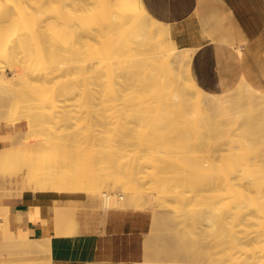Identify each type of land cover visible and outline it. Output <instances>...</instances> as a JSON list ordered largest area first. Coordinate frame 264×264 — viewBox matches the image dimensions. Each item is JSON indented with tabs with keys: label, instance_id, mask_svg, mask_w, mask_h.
Returning <instances> with one entry per match:
<instances>
[{
	"label": "rangeland",
	"instance_id": "rangeland-1",
	"mask_svg": "<svg viewBox=\"0 0 264 264\" xmlns=\"http://www.w3.org/2000/svg\"><path fill=\"white\" fill-rule=\"evenodd\" d=\"M39 2H40V0L39 1L36 0V4L35 5H37L36 11H39V13L40 12L42 13V14H40L42 17L38 14V16H40L39 17L40 18L39 19L40 23L37 22L38 26L36 25V27H38V29H40V31H36L35 30V25H34L35 23L33 21L32 23H34V24L31 23V27L34 28L33 30H35L36 32L34 31V33H32L28 37V40L31 43V50L34 53L36 61L34 63H32V64H27L26 65V63L24 61V55H23L24 52L14 53V54H11V55H5V54L1 53V50H0V68H4L6 73L10 74V75H13L16 72V70H18L22 74L19 83L16 85V87H11V91L12 92H17L18 94H20L22 99H28L29 100V102H30V104L32 106V111L35 113L34 116H35V121L37 123H38V120L42 121L43 119H45L46 122H44L41 125H39L37 130L33 131L31 133V135L28 136V139H29L28 142L15 143L14 145H11L9 147L0 148V195H1V193H4L1 196H4L3 198L5 199V198H8V196L7 197L5 196L7 194H5L4 191H7V193L9 195H18V194H22L24 191H27V190H31V191L41 190V189H35V187L41 186L40 179H39L38 175H34L30 181L26 180L25 184L23 182L24 179H26V176H27V172H26V170H25V168H24V166L22 164V157L24 155H26V153L24 152L25 150L39 148V149L44 150L48 157L51 154H54L57 157L56 169H55V177H58L61 180L67 182L69 179L74 178L76 176L80 177V176L89 174L88 172L91 173L92 171L93 172L94 171L95 172L98 171L99 161L101 160V158H100L101 157L100 149L102 148L101 147V143L102 142L104 144H106V146H108V148H109V149H107L105 151V153L106 152H110L108 154V157L110 158V160H112L115 157L116 158V162L115 163L120 165V168H124V169L128 165H140V164L153 165V164L158 163V162H156V158L158 157L157 154L160 153V151L165 150V149L161 150V147L164 148V143L167 142V144L165 145L166 146V152L162 151L159 154L160 157H158V161L159 162L165 160V162L163 161L165 163V165H166L165 172L166 171L171 172L174 169H175V171H178V172L181 171V169H182L181 166L177 165L178 163H180L178 150L180 149L179 148L180 146H187L186 147L187 150H188V151H186V152H188L187 154L185 152L186 148L183 149L181 147L183 149V151H184V155H186V156L183 155V158H181V159H185V160H182V161H183L184 164H188L189 166H191L190 169L193 168L192 169L193 171H191V172H193L192 174H194V175H192V176H194L195 179H199V177L196 176L198 174V168H195V167H192V166H196V164H197V166L199 165L198 166V167H200L199 171H201V165L203 167V164H206L205 165V167H206V166L209 165V162L212 163L214 160H216V158H217L216 154H218L220 152L219 151V146H220V149L224 147V146L222 147L221 145H217L216 146L215 145V141L216 140L217 141L219 140V142L222 141L223 138L226 137V135L225 136H220L221 133H220V135L218 133V136L222 137V139L220 140V137L217 136V132L214 133L216 136L213 134V129H214V126H213V123H214L213 121L214 120L213 119L220 118L223 115L219 116L221 114L217 115L216 112H215L216 115L212 114L213 117H211L210 113H214V111L213 112L212 111L211 112L208 111L210 113L206 112L207 116H205L206 114L204 116H205V118L207 120H205V118H202L203 120L207 121L206 125H205V122H202L203 120H201V115L204 114L205 111L202 110L203 111V113H202L201 109H200V113H202L200 116L198 115L200 117V119L198 117H195V115L199 114V113H197V111L194 113L195 110L189 111V110H192V108H193L192 106L194 105V104L192 105V103H190L192 106L189 105L188 107H192V108H190V109L186 108V109H188L189 113H185L186 114L185 115L184 112L186 111V109L183 108L184 112L181 109L182 108L181 105H182V103H184L183 102L184 99H180L179 100V98H175L174 97L175 99H173V97H172V99L174 101H176V99H178L179 101L182 100L181 104H180V102L178 103V101L174 102V104L178 103L177 105L178 106L180 105V107H181V108L180 107L178 108V106H176L177 107L176 108L174 106L175 110L178 109V110H176L177 112L173 111L176 114V117H174L175 114L172 112L173 109L172 110L170 109L171 106H173V104H171V103H173L172 99L169 98V95L171 97V94H168L169 91H170L169 87H172V89H174L173 88L174 84L173 83L171 84V82L173 80H171V82H169L171 85H169L168 82L166 80H164V79H167L166 76H167V73L171 72L170 70L167 71L166 76L163 74L165 76L163 79H162V77L160 78V80L162 79L164 82H167L165 84H168V86L167 85L165 86V87L168 88V90H166L168 92H166L164 90L168 94L167 96L165 94L163 95L164 92H163L162 88L164 86L159 83L160 82V81H158L159 78H156L157 76L156 77L152 76L153 79L151 78V76H150V78L148 77L149 80L151 79V81L152 80L154 81L155 80L154 77H155L157 79V82L159 83V86L160 87L163 86L161 88L159 87V92L160 91L163 92V93H160V95L163 98H164V96H165V98L167 97L169 99V101L171 100L170 104L167 105V103H166V105H165V102H168V101H164V99L163 100L159 99V97L161 98V96L158 97L157 95H155V91H154L155 89L152 87V85L154 86L155 84H157V82L154 81V83H153V81L151 82V81L148 80L147 73H150V72L146 73V77L143 80L148 81V83L151 82L150 83V85L152 84L151 88L149 89V87H147L149 85H147V86H144V87H146V89L144 87H143V89L141 87H139V88L137 87V89H136L137 91L141 90L140 93H141L142 96L145 93L149 92V94H146L145 100H143L144 97L139 95L140 94L139 92L135 91V87L144 85L147 82L141 81L139 78H137L136 73H134V71H132V69H134L133 67H134V65H136L134 70H136L138 72L140 71L141 74L145 75V71H144L145 69L143 70L141 68V70L140 69L137 70L136 67L138 66V62L137 61L140 60V59L141 60L139 62H142V64L139 63V65L140 64L143 65L144 61H143L142 57L144 58V56L146 57V55L140 56L139 54H141V53L138 52L139 53L138 54L136 52L137 49H134L135 50L134 53H137V56L140 57V59H138V57L135 56V57H137V59H136L134 57V55H136V54H133L131 51L129 52L127 47H123L122 45H120L121 46L120 47L117 44V42H118L117 40L118 39H114V41H115L114 43L112 42V39H111V43H113L114 47L116 48V50H115V48L113 47L112 44L109 45L111 47H109L107 44H105L106 42H108V40L107 41L105 40V42H104L103 39H105V38H103V36H101L102 34L98 36V35H96L98 33H96L94 35L95 32L93 30L88 33V31H90V29L88 30V28H90L91 26L95 25V23H94V25H92L93 24V22H91L92 20L93 21H97V22L102 20L101 19L102 15L100 17L99 13L104 11V10H101L103 8V6L101 5L100 2L99 3H100V7L101 8L98 7V5H99L98 2H97L98 4L96 3V1H92V3H91V2H89V0H41L42 3H40L38 5ZM27 3H28L27 1L25 3H23L22 6H23L24 9L26 8L25 4H27ZM43 3H44V5H43ZM142 4H143V2H142ZM96 5H97L98 9H100L99 12H98V9L96 8ZM112 5H113V3H112ZM41 6H42V8H41ZM110 7L111 6H109V8ZM95 8L97 9V11H94ZM106 11L107 10H105V12ZM95 12H98V13H95ZM109 13L110 12H108V15H109ZM96 14H97L96 19H100V20H96V19L94 20L92 18ZM105 14L107 15V13L103 14V19L106 17ZM88 15H89V17H87ZM17 16L18 15H15V16L12 17V20L11 19H9L8 21L4 20L2 22L3 24L1 23L2 26L0 25V27H1L0 28L1 29L0 30L1 31V33H0V43L6 41L9 37H12L14 35H20L22 30L23 31L25 30V29H22V28H24V26L20 25L22 23H20L18 25V23L21 22V18L19 16L17 18ZM98 17H100V18H98ZM51 18L54 20V22H56V26L54 25L55 26L54 28H53V26H50V25H52L51 23L47 22L48 20L49 21L51 20V22H52ZM13 19L17 20V23ZM46 19H48V20H46ZM47 23H48V27H49L48 28L49 33L48 34H43V33H41L42 26H44L45 24L47 25ZM89 23H92V24H89ZM53 24H55V23H53ZM66 25H68V26H66ZM21 26H22V28H21ZM95 36H96V38H95ZM100 36H101V38H100ZM98 46H100L99 48L101 50L98 48ZM102 47H104V48H102ZM105 47H107V48H105ZM40 48H43V50L42 49L40 50ZM120 48H121V50H120ZM102 49H103V51H102ZM104 49H107L109 51L105 50L107 52L106 53L104 51ZM115 51H118L117 54L119 56L122 55L121 58L123 57L121 59L118 56L119 57L118 60H122V62L120 61L121 63L118 61V65L119 66L116 64V60L117 59L116 60L113 59V57L116 58V55H117ZM139 51H141V50H139ZM109 52L111 54L110 56H111L112 60L115 62L114 64L117 65V68L115 67V69L117 71L114 70V66H115L114 64L110 65V63H111L110 61L111 60H109V62H110L109 64L105 63V66H107V64H108L109 65L108 68H110L111 72L113 70L114 73H116L118 71H119L118 73H121V72H122V74L125 73L122 76L124 78H126L125 76H127V78L129 76V78H131L132 82L134 80L133 83L135 85L132 84L131 81H130V83L132 85H129L130 83L128 82L127 79H126V81H127L126 83H125V80L124 81H120V80H122V76H120L121 74H119V75L117 73L116 74H112L111 72H110L111 74L106 73V72L103 73L104 70L108 71V68L107 67L104 68L105 67L104 66L103 67L104 70L100 69L101 66L104 65V63H102V64L100 63L101 62L100 60H102V59L104 60L105 58L103 57V54H104L105 57H107L108 56L107 54H109ZM100 53H101V55H100ZM105 53H106V55H105ZM129 53H131V54L129 55ZM100 56L103 57V58L99 60ZM129 56L134 57V58L131 59ZM109 58L110 57H108L107 59H109ZM123 59H124V61L126 59V63L123 61ZM133 59H134V61H133ZM135 59L137 61H135ZM103 60H102V62H103ZM149 60H151V58ZM107 61L104 60V62H107ZM113 61H112V63H113ZM129 61L131 63H128ZM192 61L193 60L190 61V63H189L190 65H187V64L184 63V67L185 68L190 67L191 68L190 72L193 75V72H192ZM135 62H137V64ZM148 62H150V61H148ZM133 63H135V64H133ZM186 63H188V62H186ZM65 64H71L72 65L71 66V68H72L71 71L68 68L69 72L68 71L66 72L67 73V77H65L66 75L64 74V71H63V68L65 67L64 66ZM125 64H126V67H125ZM130 64H131V66H130ZM144 64H145V62H144ZM146 64H148V63L146 62ZM146 64L143 66L144 68H146ZM54 65H55V67L57 66L56 67L57 68L56 73H58V74L57 75L55 74V76H57L56 78L53 76V78H51V79H55L54 80L55 83L52 80L47 81L45 83V84H47L46 85V89L44 90L42 88H43V85H45V84H43V82L41 80L42 79L41 78L42 71L45 70V69L47 70V68L50 67V66L52 68V66L54 67ZM132 65H133V67H132ZM110 66H112L113 69ZM120 66H122L121 70L123 68V71H121L119 69ZM129 66L131 68V71L135 74L136 77L133 76L131 71H128L126 69ZM152 66L151 67L149 66L151 72L154 69H156V68H154L152 70L151 69ZM186 66H188V67H186ZM146 69L149 70L148 68H146ZM159 69H160V67H159ZM164 69H166V68H164ZM188 69H186V70H188ZM65 70H67V69H65ZM101 70H103V71L101 72ZM124 70H127L126 72L127 73L129 72V75L126 72H124ZM174 70H176V68H174ZM183 70H184V68L181 70V72ZM142 71H143V73H142ZM155 71L157 72L156 74L159 73L158 72V68ZM159 71H161V73L158 74V76L159 75L162 76L161 74L163 72H165L166 70H164L163 72H162V70H159ZM138 72H137V74L140 77ZM181 72H180V74H181ZM187 72L188 71L182 72V73H183V75H185V76L187 75L188 78H190L189 72H188V74H184V73H187ZM70 73H72L71 76H70ZM101 73H103V74H101ZM176 73H172V74H176ZM62 74H63V78H62ZM105 74H108V75L105 76ZM130 74H132L133 78L137 79L138 81H141V83L137 81L138 85H136L135 79H133ZM153 74H155V73H153ZM58 75H61V77L58 76ZM109 75H111V76L109 77ZM114 75L117 78H115ZM118 76H120L121 79H119ZM170 76L171 77L174 76L175 80H176V76L175 75H170L169 74L168 75V77H169L168 81H169V79H171ZM187 76H186V78H187ZM107 77L108 78H112L113 80L115 79L114 82L115 81H119L121 83L115 82V83H111L112 84L111 85V84H109L110 80H108ZM141 77L144 78V76H142V75H141ZM177 77H178V75H177ZM180 77L182 78L183 76H180ZM193 77H194V75H193ZM64 79H66V80L68 79L67 80L68 84L66 85V87L64 88L63 91H61V90L56 91L57 90V89H55L56 87L54 88V86L56 85V82L58 83L60 81L59 84L56 85V86H58V85H60L61 80H64ZM112 79H111V81L113 82ZM116 79H118V80H116ZM183 79L185 80V77H183ZM183 79H181L180 81H182ZM184 80L182 81L183 83H181L182 85L183 84L185 85ZM189 80L187 82H189V84H191L190 83L191 80L190 81ZM163 81H162V83H163ZM142 82H144V83L142 84ZM173 82H175V81H173ZM127 83H128V85H126ZM122 84L125 85L126 88H128L130 86L129 89L132 92L128 93L127 91L129 89H126V88L124 89L125 86L122 87L123 86ZM181 84L179 83L180 86H181ZM116 85L117 86L118 85H122V86H118L119 90H120V92L118 91L119 93H121V91H124V92L127 93V95L130 94V96H131V94H133V90H134V94H135V92H137L136 95L133 94V97L136 98L137 95L138 96H137L136 99H141V97H142L141 100H143V103L146 102L144 104L149 103V101L151 100V102H153V103L150 102L151 104L149 103L151 105V108H150V106L148 107L149 104L144 106V104L142 105V102H140L141 100L139 102L135 101L136 99H134L133 97H131V98L129 97L131 99V101H128L129 98H124L125 97L124 95H126V94H124V95L122 93L118 94V95L113 94L112 91H113L114 88H111V87H116L117 88ZM109 86H111V87H109ZM187 86L186 87L189 88V85H187ZM121 87L124 90L123 89L121 90L120 89ZM174 87H175V85H174ZM186 87H185V89H186ZM190 87H191V85H190ZM132 88H134V89H132ZM130 90H129V92H130ZM147 90H148V92H147ZM189 90L191 91V93L193 95L197 96V94H194V92H192L193 89L190 88ZM42 91H44V94L45 93L47 94V96L45 94V98H43L44 96H42V94H43ZM65 91L68 92L69 94L66 93ZM190 91H188V92H190ZM64 92L66 94H68L67 95L68 97H70V99H68L69 100L68 103H70V104L67 107L69 109V111H70L69 112L70 113V115H69L70 118L68 120H66V118L64 119V116L61 115L60 112H59L58 104H60V103L58 102V98L61 99L62 97H58V96L56 97V94L58 95L59 93H64ZM53 93H54L55 97H54ZM50 94L54 97V99L55 98L56 99L55 100L51 99L52 96ZM192 94H190V95L192 96ZM195 96H192V98L191 97L190 98L193 100V97H195ZM46 97H48V98H46ZM118 97H120L121 99H119ZM147 97H148V99H147ZM156 97H158V99L160 101L158 99H156ZM186 97H185V99H186ZM197 97L199 98V95ZM149 98H150V100H149ZM190 98H188V100ZM146 99L148 101H146ZM153 99H155V100H153ZM191 99H190V101H191ZM202 99H204V98H202ZM12 100L10 99L9 101H12ZM188 100L185 101V102H188ZM196 100H197V98H196ZM123 101H126V102H123ZM157 101H159V103ZM161 101H162V103H161ZM163 101H164V104H163ZM201 101H203V100H201ZM193 103H195V102H193ZM198 103L200 104L201 102H198ZM112 104H114V107H113ZM159 105H161V106H159ZM163 105H165V106H163ZM200 105H204V104H200ZM200 105H198V109L201 107ZM42 106H46V108H45L46 112L45 113L48 114V115H46L47 117L42 115V114H39V110L42 108ZM125 106H126V108H125ZM183 106H184V104H183ZM138 107H140L141 109L140 108L138 109ZM157 107H160V110H162V108H163V110L160 111V110L157 109ZM165 107H167V109H164ZM196 107L197 106H195L194 108L196 109ZM147 108H150L151 110L147 109ZM201 108L203 109V107H201ZM204 108H205V105H204ZM144 109H146V110H144ZM168 109H170L171 111L168 110ZM179 109H180V111H179ZM206 109L207 108H205L204 110H206ZM252 110H254V109H252ZM148 111L150 112V114L152 116L150 114L147 115ZM181 111L183 112V114L181 113ZM188 111H186V112H188ZM254 111H256V110H254ZM254 111L252 112L253 114H255ZM167 112H170L171 115H169V113L167 114ZM179 112L181 113L180 115H179ZM248 112H251V111H248ZM248 112H246V114H249L248 116H249V118L252 121L249 120V119L246 120V118H244V121H243L244 124L242 123L243 126L241 124L240 129H238L239 131L236 130V132L241 133L244 136V139L246 137H248L249 139H247V143L250 142V141H255V142L258 141L257 142L258 146L255 145V148H256V146L258 147V151H259L260 155H259V157L256 158V161L253 160V158L256 157V156H254L252 154L253 152L250 151V149L248 151V145H246V143H245L246 139H245L244 140L245 147H246V149L248 151V155L250 154L249 155L250 164L253 165L252 163H254V161H255V164L256 165L258 164V166H256L254 164L257 167L256 168L257 171H255V168L251 166L253 169L250 167V171H251V174L253 175V177L248 178L247 181L243 182L242 184L240 182H236L235 188L237 189L238 192L241 193L242 191H244V189L247 190V188L249 187L248 184L250 183L249 185H250L251 188L249 187L250 188L249 191L251 193L248 192V190L247 191L245 190L247 193H245V191L242 192V193H245V196H246V194H247V196L249 195L248 200L246 198V202L248 201V203H249L248 205L251 206V210L254 209L253 211L250 212V218H251V221H252L250 223V227L253 228V229L251 230V229H249V227H245L246 230H249V231L253 232L254 231V227H257L256 225L259 226V227L255 228V231H257L260 228V225L262 226V223L260 224V222L264 221V178H262V177H264V170H263L264 169V156H263L264 155V151H263L264 150V144H263V141H264V130H262L261 127H260V129L263 132H261L259 128L258 129H259L260 132L258 131V129H253V127H256L259 124L258 122H257L258 124L255 122L256 119H258V118L260 119L259 112H256V115H252V113H248ZM157 113H158V115H157ZM193 113H194V115H193ZM208 114H209V117H208ZM257 114H258V116H257ZM168 115L170 117L172 116V118H170ZM183 115H185V116L183 117ZM187 115H188V118H187ZM113 116H114V118H112ZM166 116H168L170 119L168 117H166ZM193 116L195 117V119L198 118L199 121L196 120V122H195V119H193L194 118ZM215 116H218V117L214 118ZM255 116H256V118H255ZM178 117L180 118V120H177ZM163 118H165V120L168 121L169 124ZM183 118H185V121H186V119H188V121L185 122ZM209 118L210 119L213 118V119L210 120ZM223 118H224V116H223ZM172 119H174L173 120L174 122H176V120L178 122H176V124H175L172 121ZM181 119H183L184 122H182ZM200 120H201V122H200ZM260 120H262L263 124H264V119L261 118ZM247 121H249V123L250 122L251 123L255 122V124H257V125L254 126L255 124L253 123V126H249V125H251V124H249V125H246L247 126L246 127L245 124H248ZM187 122L189 124H187ZM162 123H164V124H162ZM165 123H167L168 126ZM172 123H174V124H172ZM198 123H204V125H205L204 129L203 128L201 129V125L203 127V124H200V127L198 125L196 127V124H198ZM207 123H208V125L212 124V126L206 127ZM178 124H182L183 127H185V129L182 126L178 125ZM160 125H164V128H163V126L161 127ZM169 125H170V127H169ZM261 125H262V123H260V126ZM172 126H175V127L178 126V127L176 129V128L172 127ZM187 126H188L190 132H189ZM181 127L184 130L183 129H179L178 130V128H181ZM249 127L250 128L252 127V128L250 129ZM27 128H28V124L26 123V121H21L17 125H14L13 123H4L3 125H0V135L1 134L5 135L4 133L13 132L15 130H17V131L24 130L25 131V130H27ZM186 128L188 130L187 132H186ZM192 128H194V131H191V130H193ZM208 128H210V130L212 128V130L209 131ZM200 129H201V131H200ZM246 129H247V131H246ZM166 130L168 132L164 134V131H166ZM173 131L176 132V133H174ZM198 131H200V133L203 132V133H201V136L199 135L200 133ZM193 132H195L196 134L193 133ZM245 133H246V135H244ZM197 134H198L199 137H201V138L204 137V138L200 139L197 136ZM204 135H206V136H204ZM186 137H188V139L190 137L189 141H190L191 144L189 143V141H186V139H187ZM196 137L199 138V139H197L198 141L196 140ZM181 138H183V139H181ZM216 138H219V139H216ZM225 139L226 138H224V140ZM202 140L203 141L205 140V141L203 142ZM137 141H138V143H137ZM162 141H164V143H162ZM168 142H170V143H168ZM196 142H197V144H195ZM225 142H227V140ZM225 142H223V144ZM155 143H160L163 146L159 145L158 147H160V148H157V149H159V150H157V149H155V146L157 147L158 144H155ZM182 143H183V145H182ZM250 143H252V142H250ZM138 144H140V145H138ZM213 144L216 147H213L214 146ZM218 144H220V143H218ZM141 145H147L146 146L147 150L144 151L146 153V151L148 152V150H149V153H146V154H148V155H146L147 157L144 156L143 154H141V153H144L143 150L146 149L145 147H144V149H142ZM149 145L150 146L153 145L154 148L153 147L151 148ZM250 145L251 144H249V148L254 146V145H252V146H250ZM148 146H149V148H151L153 150L148 149ZM259 146L260 147L262 146L261 149H260ZM215 148H216V150H215ZM168 149H169V151H167ZM212 149H214V150H212ZM223 149H221V150H223ZM138 151H140V152L137 153ZM217 151H219V152H217ZM152 152H154V153L156 152L155 153L156 154L155 158H153L155 155H152L153 154ZM167 152H168V155L166 154ZM194 152H196L197 155ZM222 152H220V153H222ZM262 152H263V154H262ZM162 153L163 154L165 153L166 155L165 154L163 155ZM196 156L198 157V160L196 159ZM257 156H258V153H257ZM187 157H190V159L187 158ZM200 157H202L201 160H200ZM152 158L155 161L152 160ZM159 158H161V159H159ZM186 158L188 159V161L189 160L191 161V159H193L194 161L197 160V162L192 161V163H188V162H186V160H187ZM145 159H147V162L145 161ZM206 160H208L207 161L208 163L206 162ZM257 160L259 161V163L257 162ZM204 161L206 163H204ZM193 163H196V164H193ZM260 167L263 168L262 171H259L261 169ZM194 168H195V170H194ZM144 169L150 170L151 168L146 166ZM191 172L188 171L186 174L191 173ZM194 172L196 173V175H195ZM258 172L260 173V176L257 178V175L259 174ZM256 173H257V175H256ZM199 175H201V173H199ZM96 176L98 178H100L99 175H96ZM185 177L192 178L191 175H189V174H188V176L186 175ZM193 180H194V178H193ZM196 181L194 180L193 184ZM255 182H257V183H255ZM105 186L107 188H113V187L116 188V186L114 185L113 181L107 180V179H105ZM246 186H248V187L246 188ZM255 189H257V190L255 191ZM252 190H254V191H252ZM42 191H48V190H42ZM28 193H31V192H28ZM28 193H26V194H28ZM258 193H260V194H258ZM74 194H78V193H74ZM90 194L96 195L99 199H101V197H102L101 193H90ZM256 194H258V196ZM76 197H78L80 200L78 202V209H77V216H78V219H79V225H78V228H77L76 232H74V224L72 225V232L75 235H76V233L79 234L80 229H81L82 226L89 227L90 225H93V223L102 225L104 223L105 217L107 215V214H104L103 211L112 210V211L109 212V213H111V212H114V211L123 210V209H114V208H102V205L101 206L99 205L98 210H93L91 208V206H90V202L88 200L87 193H79V195H77ZM199 200H201V198ZM202 200H203V198H202ZM205 200H207V199L205 198ZM201 201H197L196 202L197 205ZM204 202L206 203V201H204ZM201 203H203V201ZM197 205H196V209L197 210L194 209V210L188 211V213H186L187 215H182V213H179V214L182 215V217L177 212H176L177 213L176 214L175 211H174V208L172 209L171 206L169 207V206L161 205V207H158V210H161V211H159L158 212L159 214L157 213V215L162 214L164 216V214H166L165 216H168V217L164 218L162 215L157 216L158 218H156V220L158 219V222L161 219H163V220L160 221L162 227H161L160 223L157 224V227H156L157 231L155 232V234L157 233V235L154 236V234H153V236H151V237H150L149 233L151 232V234H152L151 229H152V221H153V217H154L153 216L154 215L153 211L150 210V209L135 210V211H140L141 213H143L147 217V228H146V231H145L143 237H144V241H145L146 238H149L150 244L154 246V247L151 246V248L154 251L152 250V254L150 253L151 254L150 255L149 251H148L150 247L146 251V248L149 245V243H148V245H145V243H144V258L141 261H139V262H143L147 258V255H148L149 258L151 257V259L153 257L154 259L159 260V258H160L159 254L162 252L161 254H164V255L160 254L161 255V258H160L161 264L163 262L162 259L165 260V262H163V264H165L167 262V260H169V262L171 261L172 264H174L175 262H177L175 264H180L181 260H179L180 261L179 262L177 259H175V256L177 258L178 257H182V258L184 257L185 259L187 258L186 259L187 263H183V264H189V263L190 264H194L195 261H196L195 262L196 264L197 263L198 264H200V263L201 264H205L206 262H207L206 264H235L236 263V261H235L236 259L231 261V259L229 258V261L227 262L228 257L231 254V251H233L232 253L235 252V255H234L235 257L238 256V255L240 256V252H242L243 245L240 244V246H238V243H236L237 246L236 245L232 246L231 243L230 244L226 243L225 246H224V242H223V244H221L222 247H221V245H218V244L215 245L216 241L218 243V239H216V238H218V235L219 234L222 235V234H225V233H222L221 230H218L214 226L212 227L210 222L205 218L206 216H208L211 213L210 212L209 203L207 202L206 205H204V203H203L204 207L207 206L206 207L207 209L205 208L206 210H204V207H203L202 204L200 205V208H198L199 206H197ZM193 208H195V207H193ZM200 209H201V211H199ZM75 210L76 209L73 210L74 211L73 214H75ZM126 210H133V209H126ZM169 210H173L174 212L171 211V213H170ZM190 212H191V214H190ZM172 213H175L177 216H175ZM193 213H196V214L193 216V218H191ZM167 214H169V215H167ZM178 215H179V217H178ZM200 215H201V217L203 218L204 221H202V218L200 217ZM204 215H205V217H204ZM259 215L261 216V219H259L261 221H259L256 218L257 216L259 218ZM82 216H84V218L86 220V222H84V223L82 222ZM183 216H185V217L183 218ZM170 218L172 219V221H171ZM190 218H191V220H190ZM255 218H256L257 222H256V225L253 226V223L256 221V220H254ZM40 219L43 222V226H44V230H45L44 236L42 238H39V239H32V238H30L28 236L27 232L23 231V229L18 228L16 226L15 215H14L11 207H5V206H1L0 205V231L3 234L8 235L7 238H6L7 239V246L2 248L1 245H0V264H53V260L54 259H61V258L75 259L73 257V254L71 252H69V250L67 248L63 247L62 245H60L56 241L57 239H56V231H55V228H54L55 226L52 223V221L50 220V218H40ZM164 219H166V220H164ZM173 219H175V220H173ZM177 219L181 223H179ZM194 219H195V222L193 221ZM182 220H183L184 223L182 222ZM185 220L188 223L191 221L190 223L192 224L193 228L190 227L191 224L187 228L188 224H185L186 223ZM164 221H166V222H164ZM170 221H171V223L174 222L173 224L176 225L177 229L174 227V225H171V228L169 227L170 226L169 225ZM177 222L179 224H177ZM207 222L209 223L210 226L208 225ZM193 223H194V225H193ZM166 224L169 225V226L167 225V228H165ZM196 224H197V228H196ZM178 225H180V226H178ZM203 225H204V228H203ZM206 225H207V228H206ZM52 226H53V229H52ZM172 226L174 227V229H172ZM198 226H200L199 228L202 229V232H201L200 229H198ZM210 227H211L212 230L210 229V231H209ZM240 227L244 228L242 226H237V232H238L237 235L239 237L242 236V233H243L242 232L243 230ZM262 227L264 228V226H262ZM69 228H70V225H69ZM179 228H181L182 230H180L179 235H178ZM214 228L216 229L215 231H214ZM183 229H184V231H183ZM70 230H71V228H70ZM261 230H263V229L261 228ZM197 231H198V233H197ZM160 232L164 236H165V232H168V234L166 233V236L162 238V236L160 235ZM173 232H175V237H174V233ZM186 232H188V233H186ZM257 232H259V230ZM54 233H55V235H54ZM59 233L60 232L57 231V234H59ZM63 233H64V236H63ZM63 233H61V235L63 236L64 239H67L68 234L66 233V231H64ZM203 233H204V236H203ZM208 233H209V237L207 235ZM65 234H66V236H65ZM253 234L254 233H252V235ZM49 235H50L51 238L49 237ZM169 235H170V237H169ZM191 236H192V238H191ZM254 236L256 237V232H255ZM254 236H253V239L255 238ZM172 237H173V239H172ZM201 237H203V239H201ZM151 238H153V239H151ZM159 238H160V240H159ZM166 238H167V240H166ZM220 239H221V241H223L224 235H223V239H222L221 236L219 237V240ZM164 240L166 241V243H165ZM179 240L181 242H179ZM199 240H200V242H199ZM213 240H214V243H213L214 245L212 244ZM262 240H264V236H263ZM262 240H261L262 243H260L258 238L254 239L255 244L252 245L253 248L250 247V250L247 251V253L251 254L250 256L248 254L250 259H251V257L252 258L255 257L256 259L254 258V260H252V262H251V260L250 261L248 260V262H249L248 264H259L261 262V260L259 259V257H260L259 254L261 253L260 252L261 248H259V247H261V246L263 247L264 246V243H263ZM162 242L165 243V244H162ZM254 242L251 241V244L254 243ZM202 244H203V246H202ZM204 244H205V246H204ZM207 244H209V246ZM251 244H250V246H251ZM257 244H258V247L256 246ZM156 245H157V247H156ZM166 245H168V246H166ZM230 245H231V247H230ZM247 245L249 246V243ZM216 246H217V249H216ZM219 247H220V249H219ZM232 247L235 248V249H233ZM254 247H255V250H254ZM154 248L156 249V254H154L155 253V249ZM199 248H201L202 251ZM210 248H211V250H210ZM224 248H228V249L231 248V249L227 250V249H224ZM181 249H182V251H181ZM237 249H239V253H238ZM247 249H248V247L247 248L244 247V250H247ZM256 249H257L259 254L257 253ZM160 250H161V252H160ZM217 250H219V251H217ZM223 250L227 251V253H228V256H225L224 258H222V254H225V251H223ZM179 251L182 254H180ZM254 251L256 252L257 257H256V254L254 253ZM208 252H210V253H208ZM218 252H219V254H218ZM176 253H177V255H175ZM236 253H238V255ZM183 255H185V256H183ZM202 255H204V256H202ZM145 256H146V258H145ZM241 256H240V258H241ZM243 256H244V254H243ZM211 257H212V259H211ZM213 257H214V259H213ZM190 258H192V259H190ZM219 258H222V260L221 261L217 260ZM226 258H227V260H225ZM205 259H207V260L205 261ZM257 259L260 260L259 263H258ZM172 260L173 261L176 260V261L173 262ZM191 260H192V263H191ZM208 260H210V261H208ZM223 260H225V263H224ZM182 261L186 262L183 259H182ZM233 261L235 263H232ZM238 261L239 260H237V262ZM240 261H239V264L240 263L241 264H246V263H242ZM139 262H137V263H139ZM169 262H167V263L169 264ZM171 262H170V264H171ZM107 264H110V263H107ZM113 264H117V263H113ZM121 264H125V263H121Z\"/></svg>",
	"mask_w": 264,
	"mask_h": 264
},
{
	"label": "bare ground",
	"instance_id": "bare-ground-1",
	"mask_svg": "<svg viewBox=\"0 0 264 264\" xmlns=\"http://www.w3.org/2000/svg\"><path fill=\"white\" fill-rule=\"evenodd\" d=\"M28 2L27 4H25L26 5V8L24 9L23 8V3H25V2ZM37 1H39V0H37ZM92 1H96V3L98 2H100L101 3V5L103 6V8L101 9V10H104V11H102V12H100L99 14H100V17H101V15H102V20H100V19H96V16H97V14L95 15V16H93L95 13H98L99 12V10L100 9H98V7H100V3H99V5H98V7H97V5H96V8L98 9V12H95L92 16V18L95 20H100V21H91V22H93V24L92 23H89V24H92V25H94V23H95V25L94 26H91L90 28H88V30L90 29V31H88V33L89 32H91L92 30L95 32H93L94 33V35L96 34V33H98V34H96V35H101V36H103V38H105V39H103L104 40V42H105V40L107 41L108 40V42H106L105 44H107L108 46L109 45H113V47H114V39H118L117 41V44L120 46V45H122L123 47H127L128 48V50H129V52L131 51L133 54H136V55H134V57L135 56H137V53L138 52H140L141 54H139L140 56H144V55H146V57L144 56V58L142 57V59H143V61L145 62V64H146V62L149 64H146V68H148L149 70H147L146 68H144L143 66L145 65L144 64V62H143V65H141L142 64V62H139L141 59H140V57H138V59H140V60H136L137 59V57H135L136 59H135V61H137L138 62V66L136 67V69L138 70V69H140L141 70V68L145 71V75H143V74H141V72L139 71H136V70H134L135 69V66L136 65H134V67H133V65H132V67L134 68V69H132V71H134V73H136V75H137V78H139L141 81H144V82H147L148 83V81H145V80H143V79H145V77H146V73L147 72H150V73H147V78L149 77L150 78V76H151V78H152V76H157L156 78H159L158 79V81H160L159 83L160 84H162L163 86H161V87H163L162 89H163V92H159V83L157 82V79L154 77V81L155 82H157V84H155L154 86L152 85V87L155 89H153L154 91H155V95H157L158 97L159 96H161L160 95V93H163V95L165 94L166 96L168 95V94H171V97H170V95H169V98H171L172 99V97H173V99H175V98H179V100L180 99H184L183 100V102L184 103H182V108L180 107V105L178 106L177 104L180 102V104H181V102H182V100L181 101H179L178 99H176V101H178V103H175L174 104V102H176V101H174L173 99H172V102L173 103H171V104H173V106H171V110H172V112L174 111V112H177L176 110H178V109H176L175 110V108H174V106L176 107V106H178V108L180 107L181 109H182V111L184 110L183 108H188V109H190V108H194L195 106H197L196 107V109L194 108H192V110H189V111H193V110H195L194 111V113L197 111V113H199V114H196L195 115V117H198L199 119H200V115L203 113V111H205V113L204 114H202L201 115V120H203L202 118H205V116H207V114H206V112L207 113H210L211 111L213 112L214 111V113H210V115H211V117H213V115L212 114H214V115H219V114H221V115H219V116H224V118H223V116L222 117H220V118H216V117H218V116H215L214 118H216V119H213L214 121V123H213V126H214V129H213V134L215 133V132H217V136H218V133H219V135H220V133H221V135L220 136H225L226 135V137H224V138H226L225 140H224V138H223V140L222 141H220L219 142V140L216 142L215 141V145L217 146V145H221L223 148H221V149H223V150H221L220 149V146H219V151L220 152H222V153H220L219 151H217V152H219L218 154H216L217 155V158H216V160H214L212 163L211 162H209V165L208 166H206L205 167V165L206 164H203V167H202V165H201V171H199L200 169V167H198L197 166V164L196 163H193V164H196V166H192V167H195V168H198V174L196 175V171L194 172L195 173V175L197 176V177H199V179H195V177L194 176H192V175H194V174H192L193 172H191V171H193L192 169H190V167L191 166H189L188 164H184L183 163V161L182 160H185V159H181V158H183V155H184V151H183V149H185L187 146H180L179 148V150H178V153H179V158H180V163H178L177 165L178 166H181V171L180 172H178V171H175V169L173 170V171H171V172H168V171H166L165 172V168H166V165H165V160H163V161H158V157H160L159 156V154L162 152V151H164V152H166V144H167V142L166 143H164V141H162V143H164V148H162L161 147V150L162 149H165V150H162V151H160V153H158L157 155H158V157L156 158V162H158V163H156V164H153V165H146V164H140V165H128L125 169L124 168H120V165H118V164H116L115 162H116V158L114 157H112L113 159L112 160H110V158L108 157V154L110 153V152H106L105 153V151L107 150V149H109L108 148V146H106V144H104L103 142L101 143V149H100V151H101V160L99 161V168H98V171L97 172H88L89 174H87V175H83V176H80V177H78V176H76V177H74V178H71V179H69L67 182L66 181H63V180H61L60 178H58V177H55V169H56V160H57V157L54 155V154H51L49 157L47 156V154L45 153V151L44 150H42V149H39V148H34V149H29V150H25L24 152L26 153V155H24L23 157H22V164H23V166H24V168H25V170H26V172H27V176H26V179H24V184L26 183V180H28V181H30L31 179H32V177L34 176V175H38L39 176V179H40V184H41V186H39V187H35V189H41V190H48V191H53V192H57V193H62V194H74V193H101L102 194V197H101V205H102V208H114V209H123V210H126V209H133V210H139V209H150V210H152L153 211V213H154V217H153V221H152V229H151V231H152V234H151V232L149 233L150 234V237L151 236H153V234H154V236L155 235H157V233L155 234V232L157 231V224H159L160 223V221L161 220H163V219H161L159 222H158V219L156 220V218H158L157 216H160V215H162V214H160V215H157V213L159 212V211H161V210H158V207H161V205H165V206H171L172 207V209L174 208V211H175V213L177 212L178 214L179 213H182V215H187L186 213H188V211H191V210H194V209H196V205H197V201H201L202 200V198H203V203H204V205H206V203L208 202L209 203V207H210V214L208 215V216H206L205 217V215H204V217L210 222V224H211V226L213 227H215V228H217L218 230H221L222 231V233H225V234H222V235H218V238H216V239H218V243H217V241H216V243H215V245L216 244H218V245H221V244H223V242H224V246H225V244L226 243H228V244H232V246H234V245H236L237 246V244L236 243H238V246H240V244H242L243 245V248H242V252H240V256L242 255L243 256V254H244V256L242 257L241 256V258H240V256L238 255V253H239V249H237L238 250V253H236L238 256H234L235 255V252L234 253H232L233 251H231V254L229 255V257H228V260H227V258L225 259V260H227V262L229 261V258L231 259V261L232 260H234V259H236L235 261H236V263L233 261L232 263H235V264H239V261L240 262H242V263H246V264H248L249 262H248V260L250 261L251 260V262H252V260H254V258H252L251 257V259H250V255L251 254H249V253H247V251H249L250 250V247H252L253 248V244H255V242H254V239L256 238H258L259 239V241H260V243H262L261 242V240L263 239V236H264V228L262 227V226H264V221L263 222H260V224L262 223V226L260 225V228L258 229L259 230V232H257V231H255V228H257V227H259L258 225H256V222H257V220H256V218L259 220V219H261V216L259 215V218H258V216L254 219V220H256L254 223H253V226L254 225H256L257 227H254V231L253 232H251V231H249V230H246L245 229V227H249V229H253V228H251L250 227V223L252 222L251 221V218H250V212L251 211H253V210H251V206L250 205H248L249 203H248V201L246 202V198H247V200H248V197H249V195L247 196V194H246V196H245V193H247L246 191L248 190V192H250L249 191V189L251 188L250 187V183L248 184V186L250 187H248V186H246V188H247V190L246 189H244V191H245V193H242V192H244V191H242L241 193L240 192H238L237 191V189L235 188V186H236V182H240L241 184L243 183V182H246L247 181V179L248 178H250V177H253V175L251 174V171H250V167L252 166V167H254L255 168V171H257L256 170V166H258V164L256 165L255 164V161H256V158L257 157H259V151H258V145H257V142L258 141H250V142H254L253 144L252 143H250V142H248L249 144H251L250 146H252V145H254V146H252L251 148H249V144L247 143V139H249L248 137H246L245 139H246V145H248V151H249V149H250V151H252L253 153V155L254 156H256V157H254L253 158V160H255L254 161V163H252L253 165H251L250 164V157H249V155H248V151H247V149H246V147H245V143H244V136L241 134V133H238V132H236V130H238V129H240V127H241V124L243 123V121H244V118H246V120L247 119H249V120H251L250 118H249V114H246V112H248V111H251V112H248V113H252L254 110H256V111H254L255 112V114H253L252 113V115H256V112H259V116H260V119L262 118V119H264V93H262V92H260V91H258L257 89H255V88H253L250 84H248L244 79H242L241 81H240V83L235 87V88H233L232 90H230V91H224V92H222V93H213V92H209V91H206L205 89H203L196 81H195V79H194V77L192 76V74H191V68L190 67H188V66H186V67H188V68H185L184 67V63L185 64H187V65H190L189 63H190V61L192 60V58H193V55H194V53H195V48L194 47H192V48H183V47H180L179 45H178V43H177V41H176V39L174 38V35H172V31H171V27L169 26V24H167V23H164V22H162V21H159L158 19H155L154 17H152L146 10H145V8H144V6H143V4H142V1L141 0H92ZM92 1L91 0H89V2H91L92 3ZM40 3H42L41 2V0H40V2L38 3V5L40 4ZM46 3V2H45ZM97 3V4H98ZM112 3H113V5H112ZM36 4V0H0V25H1V23L4 21V20H9V19H11L12 20V17L13 16H15V15H18L20 18H21V22H19L18 23V25L20 24V23H22V24H20V25H23L24 26V28H22V26H21V28L22 29H25L24 31L22 30V32L20 33V35H14V36H12V37H9L6 41H4V42H1L0 43V50H1V53H3V54H5V55H11V54H14V53H20V52H24V61H25V63H26V65L27 64H32V63H34L35 61H36V58H35V56H34V53L32 52V50H31V43L29 42V40H28V37L32 34V33H34V31L36 30V31H40V29H38V27H36V25L38 26V23H40L39 22V17L41 16L40 14H42L41 12L39 13V11H36V7H37V5H35ZM43 5H44V3H43ZM109 6H111L110 8H109ZM90 7V6H89ZM88 7V8H89ZM41 8H42V6H41ZM95 8V10L94 11H97V9ZM101 8V7H100ZM40 10V9H39ZM105 10H107L106 12H105ZM111 10V11H110ZM42 11V10H41ZM108 12H110L109 13V15H108ZM87 13V12H86ZM93 13V12H92ZM104 13H107V15H106V17L103 19V14ZM38 14L40 15V16H38ZM18 16H17V18H18ZM42 17V16H41ZM87 17H89V15L87 16ZM95 17V18H94ZM100 17H98V18H100ZM42 19V18H41ZM52 19V18H51ZM88 19V18H87ZM90 19V18H89ZM14 20V19H13ZM46 20H48V19H46ZM14 21H16V23H17V20H14ZM20 21V20H19ZM34 21V23H32ZM36 21V22H35ZM38 22V23H37ZM48 23H51L52 25H50V26H53V28L56 26V22H54V20L52 19V22L53 23H55V24H53L52 22H51V20L49 21H47ZM88 22V21H87ZM31 23L32 24H34L35 25V30H33L34 28H32L31 27ZM48 23H47V25L45 24L44 26H42V29H41V33H43V34H48L49 33V31H48ZM3 24V23H2ZM88 24V23H87ZM55 25V26H54ZM2 26V25H1ZM66 26H68V25H66ZM90 26V25H89ZM30 27V28H29ZM1 28V27H0ZM32 28V29H31ZM85 28V27H84ZM52 29V28H51ZM1 30V29H0ZM33 30V31H32ZM50 30V29H49ZM35 31V32H36ZM0 33H1V31H0ZM174 33V32H173ZM97 36V37H98ZM101 36H100V38H101ZM95 38H96V36H95ZM111 39H112V42L113 43H111ZM98 40V39H97ZM101 41V40H100ZM98 44V43H97ZM102 46V45H101ZM118 46V47H119ZM100 46H98V48H99ZM109 47H111V46H109ZM108 47V48H109ZM121 47V46H120ZM102 48H104V47H102ZM105 48H107V47H105ZM115 48V47H114ZM126 48V49H127ZM43 50V48H40V50ZM100 49V48H99ZM118 49V48H117ZM123 49V48H122ZM134 49H137L136 50V52L137 53H134L135 52V50ZM101 50V49H100ZM105 50H107V49H104V51ZM115 50H116V48H115ZM120 50H121V48H120ZM133 50V51H132ZM139 50H141V51H139ZM102 51H103V49H102ZM107 51H109V50H107ZM111 51V50H110ZM124 51V50H123ZM106 52V51H105ZM116 52V54L118 53V51H115ZM127 52V51H126ZM107 53V52H106ZM106 53H105V55H106ZM121 53V52H120ZM119 53V54H120ZM143 53V54H142ZM103 54V53H102ZM115 54V55H116ZM131 53H129V55H130ZM100 55H101V53H100ZM108 56L107 57H105L104 56V54H103V57L105 58L104 60L105 61H107V62H104V60L102 59L103 57H101L100 56V58H99V60L100 59H102L103 60V62H102V60H100L101 62V64L102 63H104V65L103 66H101V68L100 69H103L104 70V68H108V64L110 63V65L111 64H114L115 62L112 60V58H111V54H110V52H109V54H107ZM124 55V54H123ZM127 55V54H126ZM119 55L117 54L116 55V58H114L113 57V59L114 60H116V64L118 65V61L120 62H122V60H118V58L120 57L121 58V56L122 55H120L119 57H118ZM108 57H110L109 59H107ZM131 59L132 58H134V57H131V56H129ZM123 58V57H122ZM121 58V59H122ZM151 58V60H149ZM146 59V60H145ZM109 60H111L110 62H109ZM189 60V61H188ZM112 61H113V63H112ZM123 61H124V59H123ZM133 61H134V59H133ZM148 61H150V62H148ZM120 62V63H121ZM125 63H126V59H125V61H124ZM137 62H135L136 64H137ZM186 62H188V63H186ZM105 63H108L107 64V66H105ZM119 63V64H120ZM128 63H131L130 61L128 62ZM135 63H133V64H135ZM139 63H141L140 65H139ZM100 64V65H101ZM123 64V63H122ZM151 64V65H150ZM115 65V64H114ZM117 65H115L114 66V70H116L115 69V67L117 68ZM124 65V64H123ZM129 65V64H128ZM148 65V66H147ZM154 67H153V66ZM65 66V67H64ZM63 67V71H64V74L66 75H64L65 77H67V71H68V68L70 69V71H71V64H65ZM105 66V67H104ZM113 66V65H112ZM112 66H110V67H112ZM119 66V65H118ZM130 66H131V64H130ZM130 66L128 67V68H126L128 71H131V68H130ZM152 66V70L154 69V68H156V69H154L152 72H151V70H150V67ZM57 67V66H56ZM55 67V65H54V67L52 66V68H51V66L50 67H48L47 68V70L45 69V70H43L42 71V75H41V80H42V82H43V84H45L47 81H49V80H52V81H54L55 79H51V78H53V76L56 78L57 76H55V74L57 75L58 73H56V70H57V68ZM104 67V68H103ZM121 67L122 66H120L119 67V69L121 70ZM124 67V66H123ZM125 67H126V64H125ZM159 67H160V69H159ZM157 68H158V74H160L161 73V71H159V70H162V72L164 71V70H166L165 72H163L161 75L162 76H158V74H156L157 72L155 71V70H157ZM164 68H166V69H164ZM174 68H176V70H174ZM184 68V70L182 71V72H186V71H188L189 72V75H190V78H188V76H187V78H186V76L185 75H183V73L181 72V70ZM65 69H67V70H65ZM112 69H113V67H112ZM186 69H188V70H186ZM103 70H101V72L103 71ZM127 70H124V72H126ZM147 70V71H146ZM171 71L172 73H176V74H172L171 72H169V73H167V71ZM186 70V71H185ZM117 71V70H116ZM121 71H123V68H122V70ZM131 71V72H132ZM175 71V72H174ZM69 72V71H68ZM109 73V74H121L120 76H122V75H124L125 73H123L122 74V72L121 73H118V72H116V73H114L113 72V70H112V72L110 71V68H108V71L106 70H104L103 71V73ZM111 72V73H110ZM137 72L139 73V75H140V77H141V75L142 76H144V78L143 77H139L138 76V74H137ZM179 72V73H178ZM180 72H181V74H180ZM188 72L187 73H184V74H188ZM103 73H101V74H103ZM127 73V72H126ZM133 72H132V74H133V76L134 77H136L135 76V74H134ZM142 73H143V71H142ZM153 73H155V74H153ZM166 73H167V76H166ZM71 74L72 73H70V76H71ZM128 75H129V72L127 73ZM132 74H130L131 75V77H132ZM153 74V75H152ZM166 76V78L167 79H164V80H166L167 82H168V84L169 85H171L172 83L175 85V87H174V85H173V88L174 89H172V87H169L170 88V91H169V93L167 94L166 92H168V91H166V90H168V88L167 87H165L166 85L168 86V84H165V83H167V82H164L162 79L165 77L164 75ZM175 75L176 76V80H175V77L173 78V77H171L170 76V78L171 79H169V81H168V75ZM69 75V74H68ZM106 75H108V74H105V76ZM177 75H178V77H177ZM21 76H22V74L18 71V70H16V72L13 74V75H10V74H7L6 73V71H5V69L4 68H0V125L1 124H4V123H16V124H19V122H21V121H26V123L28 124V128H27V130H20V131H15V132H11V133H6L5 135H1L0 136V143H1V145H0V148H4V147H9V146H11V145H14L15 143H20V142H28L29 141V139H28V136H30L31 135V133L33 132V131H35V130H37V128H38V126L39 125H41L42 123H44V122H46V120L45 119H43L42 121H40V120H38V123L35 121V113L32 111V106H31V104H30V102H29V100L28 99H22V97H21V95L20 94H18L17 92H12L11 91V87H16V85L19 83V81H20V79H21ZM58 76H60L61 77V75H58ZM111 75H109V77H110ZM120 76H118V78L119 79H121L120 78ZM180 76H183V77H185V80L183 79V77L181 78ZM113 77V76H112ZM114 77L115 78H117L115 75H114ZM126 78H124L123 76H122V80H120V81H124L125 80V83L127 82L126 81V79L128 80V82L130 83V81H131V83L132 84H134L133 82H134V80H133V82H132V80H131V78H129V76H128V78H127V76H125ZM162 77V79L160 80V78ZM62 78H63V74H62ZM106 78V77H105ZM108 78V77H107ZM133 78V77H132ZM149 78H148V80H149ZM173 78V79H172ZM179 80H178V79ZM59 79V78H58ZM111 79L112 78H108V80H110L109 82V84H111V83H115V82H119V81H115L114 82V80H113V82L111 81ZM133 79H135V78H133ZM153 79V78H152ZM181 79H183L184 80V82H185V85L187 86V85H189V88H187L184 84V86L186 87V89H185V87L181 84V83H183L182 81H180ZM191 81H190V80ZM68 80V79H67ZM67 80L66 79H64V80H61V83H60V85H58V86H56L57 84H59V82L57 83L56 82V85L54 86V88L55 89H57L56 91H59V90H61V91H63L64 90V88L66 87V85L68 84L67 83ZM107 80V81H108ZM116 80H118V79H116ZM147 80V79H146ZM171 80H173V81H177L176 83L175 82H171ZM190 81V83L191 84H189V82H187V81ZM57 81V80H56ZM137 79H135V83H136V85H138L137 84ZM141 81H138V82H140L141 83ZM149 81H151V79L149 80ZM153 81V80H152ZM151 81V82H152ZM154 81H153V83H154ZM162 81H163V83H162ZM144 82H142V84L144 83ZM151 82H149L148 84L146 83V84H144V85H141V86H136L135 87V91H137L136 89H137V87L139 88V87H141L142 89H143V87L144 86H147V85H149V86H147V87H149V89L151 88V85H150V83ZM169 82H171V84L169 83ZM51 83V82H50ZM54 83H55V81H54ZM119 83H121V82H119ZM118 83V84H119ZM129 84V85H132V84ZM179 83L181 84V86L179 85ZM188 83V84H187ZM117 84V83H116ZM178 84V85H177ZM46 85L47 84H45V85H43V88L42 89H46ZM112 85V84H111ZM123 85V84H122ZM122 85H118V86H122ZM126 85H128V83L126 84ZM135 85V84H134ZM140 85V84H139ZM190 85H191V87H190ZM114 86V85H113ZM117 86V85H116ZM117 86V88L116 87H111V86H109V87H111V88H114L113 89V94H115V95H118V94H126V95H124L125 97L124 98H131V97H133V94H134V90H133V94H131V96H130V94L129 95H127V93L126 92H124V91H121V93H119L120 92V90H119V87ZM125 85H123L122 87H124ZM58 87V88H57ZM120 88L121 90L123 89V88ZM132 87V86H131ZM160 87V88H161ZM126 88V86L124 87V89ZM130 88V86L128 87V88H126V89H129ZM145 89H146V87H144ZM165 88V89H164ZM167 88V89H166ZM193 89V91L192 92H194V94H197V96L199 95V98L197 97V96H195V95H193L192 93H191V91L189 90V89ZM8 89V90H7ZM123 89V90H124ZM132 89H134V88H132ZM148 89V88H147ZM130 90V89H129ZM129 90L127 91L128 93H131L132 91L130 90V92H129ZM166 92H165V91ZM119 91V92H118ZM141 91V90H140ZM140 91L138 90L137 92H139L140 93ZM152 91V90H151ZM188 91H190V92H188ZM66 92V91H65ZM59 93L58 95L56 94V97L58 96V97H62L61 99H59L58 98V102L60 103V104H58V107H59V112H60V114L61 115H63L64 116V119L66 118V120H68L69 118H70V111H69V109L67 108L68 107V105L70 104V103H68L69 102V100L68 99H70V97H68L67 95L69 94L68 92H66V93H68V94H66V93ZM137 92H135V94L134 95H136L137 94ZM146 92V91H145ZM147 92H148V90H147ZM42 96H44L43 98H45V94H44V91H42ZM106 93V92H105ZM152 93V92H151ZM52 94V93H51ZM50 94V95H51ZM146 94H149V92L148 93H145L143 96L141 95V93L139 94V95H141L142 97H144L143 98V100H145V96H146ZM187 94V95H186ZM190 94H192V96H195V97H193V100L191 99L192 98V96L190 95ZM53 95H54V93H53ZM105 95V94H104ZM122 95V96H123ZM154 95V96H155ZM173 95V96H172ZM46 96H47V94H46ZM49 96V95H48ZM52 96V95H51ZM107 96V95H106ZM109 96V95H108ZM138 96V95H137ZM137 96H136V98H137ZM149 96V95H148ZM152 96V95H151ZM187 96V97H186ZM53 97V96H52ZM51 97V99H54V97H55V95H54V97L52 98ZM116 97V96H115ZM142 97H141V99H142ZM153 97V96H152ZM158 97H156V99H158ZM175 97V98H174ZM182 97V98H181ZM185 97H186V99H185ZM191 97V98H190ZM46 98H48V97H46ZM119 99H121L120 97H118ZM123 98V97H122ZM129 98V100L128 101H131V99ZM134 99H136L135 97H133ZM188 98H190L191 99V101H190V99L188 100ZM196 98H197V100H196ZM201 98V99H200ZM202 98H204V99H202ZM12 100V101H9V100ZM56 99V98H55ZM54 99V100H55ZM141 99H136L135 101H140ZM147 99H148V97H147ZM146 99V101H148ZM152 99V98H151ZM159 99H164V101H168V102H165V105H166V103H167V105L168 104H170V101H169V99L166 97L165 98V96H164V98L161 96V98L159 97ZM158 99V100H159ZM60 100V101H59ZM112 100V99H111ZM143 100H141L140 102H142V105L144 104V103H146V102H144L143 103ZM149 100H150V98H149ZM153 100H155V99H153ZM152 100V101H153ZM188 100V102H185V101H187ZM196 100V101H195ZM200 100V101H199ZM201 100H203V101H201ZM160 101V100H159ZM159 101H157L158 103H159ZM164 101H163V104H164ZM195 102V103H193V102ZM123 102H126V101H123ZM151 102V100L149 101V103ZM155 102V101H154ZM198 102H201L200 104H204L205 105V108H207L206 110H204L205 108H204V105H200ZM149 103H147V104H149ZM151 103H153V102H151ZM150 103V104H151ZM161 103H162V101H161ZM187 103V104H186ZM190 103H192V105L190 104ZM72 104V103H71ZM116 104V103H115ZM124 104V103H123ZM147 104H144V106L145 105H147ZM148 105V107L150 106V108H151V105ZM183 104H184V106H183ZM186 104V105H185ZM113 105V107H114V104H112ZM122 105V104H121ZM127 105V104H126ZM158 105V104H157ZM165 105H163V106H165ZM192 106V107H188V106ZM198 105H200L201 107H203V109L200 107L199 109H198ZM141 106V105H140ZM159 106H161V105H159ZM169 106V107H170ZM123 107V106H122ZM128 107V106H127ZM132 107V106H131ZM142 107V106H141ZM46 106H42V108L39 110V114H42V115H44V116H46V115H48L47 113H45L46 111ZM70 108V107H69ZM125 108H126V106H125ZM137 108V107H136ZM140 107H138V109H139ZM150 108H147V109H150ZM156 108V107H155ZM162 108V107H161ZM177 108V107H176ZM141 109V108H140ZM157 109L158 110H160V107H157ZM164 109H167V107H165ZM170 109H168V110H170ZM188 109H186V111H188ZM198 109V110H197ZM200 109H201V112L202 113H200ZM252 109H254V110H252ZM124 110V109H123ZM144 110H146V109H144ZM151 110V109H150ZM157 110V111H158ZM162 110H163V108H162ZM162 110H160V111H162ZM170 110V111H171ZM203 110V111H202ZM218 110V111H217ZM133 111V110H132ZM135 111V110H134ZM139 111V110H138ZM179 111H180V109H179ZM181 111V113L183 114V112ZM184 112V114L185 113H189V111L188 112ZM208 111H210V112H208ZM173 112V113H174ZM215 112H216V114H215ZM218 112V113H217ZM160 113V112H159ZM169 113V115H171V113L170 112H167V114ZM172 113V114H173ZM180 112H179V115L181 114ZM194 113H193V115H194ZM150 114V112L148 111V113H147V115H149ZM162 114V113H161ZM175 114V113H174ZM206 114V115H205ZM151 115V114H150ZM157 115H158V113H157ZM160 115V114H159ZM166 115V114H165ZM164 115V116H165ZM168 115V116H169ZM186 115V114H185ZM185 115H183V117L185 116ZM192 115V114H191ZM199 115V116H198ZM205 115V116H204ZM152 116V115H151ZM168 116H166V117H168ZM178 116V115H177ZM190 116V115H189ZM203 116V117H202ZM257 116H258V114H257ZM47 117V116H46ZM149 117V116H148ZM170 117V116H169ZM168 117V118H169ZM174 117H176V114L174 115ZM194 117V116H193ZM195 117L193 118V119H195ZM208 117H209V114H208ZM112 118H114V116L112 117ZM152 118V117H151ZM170 118H172V116L170 117ZM169 118V119H170ZM187 118H188V115H187ZM198 118H196L195 119V122H196V120H198ZM254 118V117H253ZM252 118V119H253ZM255 118H256V116H255ZM254 118V119H255ZM164 120H165V118H163ZM184 119V121H185V118H183ZM183 119H181V121L182 122H184L183 121ZM192 119V120H193ZM210 119V118H209ZM212 119H210V120H212ZM253 119V120H254ZM259 119V118H258ZM258 119H256L255 120V122L259 125H257V124H255V122H250L249 123V121H247L248 122V124H245V126L246 125H249V124H251V125H249V126H253V123L255 124L254 126H256V127H253V129H260V127H261V129L262 130H264L263 128H264V124H263V121L262 120H258ZM154 120V119H153ZM174 119H172V121H173ZM176 120V119H175ZM177 120H180V118L178 117V119ZM176 120V122H178ZM190 120V119H189ZM191 120V121H192ZM201 120H200V122H201ZM205 120H207L206 118H205ZM205 120H203L202 122H205V125H206V122L207 121H205ZM155 121V120H154ZM166 121V120H165ZM164 121V122H165ZM170 121V120H169ZM186 121H188V119H186ZM185 121V122H186ZM199 121V120H198ZM252 121V120H251ZM167 123H168V121H166ZM174 122V121H173ZM176 122H174L175 124H176ZM181 122V123H182ZM209 122V121H208ZM167 123H165V124H167ZM174 123H172V124H174ZM246 123V122H245ZM260 123H262V125L260 126ZM151 124V123H150ZM162 124H164V123H162ZM169 124V123H168ZM168 124H167V126H168ZM187 124H189L188 122H187ZM186 124V125H187ZM200 124H203V127H202V125H201V129L203 128L204 129V127H205V125H204V123H198V124H196V127H197V125L200 127ZM244 124V123H243ZM243 124H242V126H243ZM152 125V124H151ZM178 125H180V126H182L183 127V125L182 124H178ZM161 127L163 126V128H164V125H160ZM159 126V127H160ZM185 126V125H184ZM194 126V125H193ZM210 127V126H212V124L211 125H208V123H207V126L206 127ZM158 127V128H159ZM169 127H170V125H169ZM168 127V128H169ZM172 127H174V128H176L177 129V127H175V126H172ZM178 128V130L179 129H185V127H183V128ZM192 127V126H191ZM195 127V128H196ZM247 127V126H246ZM263 127V128H262ZM187 128H188V126H187ZM187 128H186V132L189 130V128H188V130H187ZM250 128V127H249ZM252 128V127H251ZM250 128V129H251ZM151 129V128H150ZM166 129V128H165ZM164 129V130H165ZM183 129V130H184ZM193 130H191V131H194V128H192ZM201 129H200V131H201ZM245 129V128H244ZM259 129H258V131H259ZM261 129H260V131H261ZM163 130V129H162ZM161 130V131H162ZM169 130V129H168ZM206 130V129H205ZM208 130L209 131H211L212 130V128H211V130H210V128H208ZM215 130V131H214ZM196 131V130H195ZM200 131H198L199 133H200ZM207 131V130H206ZM239 131V130H238ZM246 131H247V129H246ZM256 131V130H255ZM254 131V132H255ZM259 131V132H260ZM168 131L166 130V131H164V134L165 133H167ZM174 132V131H173ZM189 132H190V130H189ZM188 132V133H189ZM205 132V131H204ZM261 132H263V131H261ZM171 133V132H170ZM174 133H176V132H174ZM187 133V134H188ZM193 133H195V132H193ZM201 133H203V132H201ZM201 133L199 134L200 136H201ZM210 133V132H209ZM247 133V132H246ZM246 133L244 134V135H246ZM249 133V132H248ZM251 133V132H250ZM196 134V133H195ZM207 134V133H206ZM212 134V133H211ZM210 134V135H211ZM256 134V133H255ZM215 135V134H214ZM262 135V134H261ZM197 136H198V134H197ZM204 136H206V135H204ZM208 136V135H207ZM216 136V135H215ZM220 136H218V137H220ZM199 137V136H198ZM187 139H188V137H186ZM192 138V137H191ZM195 138V137H194ZM200 139H203V138H201V137H199ZM199 138H197L196 137V140L197 139H199ZM209 138V137H208ZM262 138V137H261ZM180 139V138H179ZM181 139H183V138H181ZM186 139V141H189V139H190V137H189V139L187 140ZM211 139V138H210ZM215 139V138H214ZM216 139H219V138H216ZM222 139V137H220V140ZM258 139V138H257ZM227 140V142H225ZM168 141V140H167ZM182 141V140H181ZM198 141V140H197ZM201 141V140H200ZM203 141V140H202ZM205 141V140H204ZM203 141V142H204ZM207 141V140H206ZM192 142V141H191ZM195 142V141H194ZM223 142H225L224 144H223ZM134 143V142H133ZM137 143H138V141H137ZM168 143H170V142H168ZM187 143V142H186ZM189 143H190V141H189ZM211 143V142H210ZM217 143V144H216ZM218 143H220V144H218ZM141 144V143H140ZM140 144H138V145H140ZM155 144H158L157 145V147L155 146V149H157V148H160V147H158L159 145L161 146L162 144H160V143H155ZM191 144V143H190ZM189 144V145H190ZM195 144H197V142L195 143ZM199 144V143H198ZM260 144V143H259ZM263 144H264V141H263ZM182 145H183V143H182ZM214 145V144H213ZM212 145V146H213ZM213 146V147H216V146ZM255 145H257L256 146V148H255ZM261 145V144H260ZM147 145H141V148L142 149H144V147L146 148V149H144L143 150V152L145 151V150H147V147H146ZM150 146V145H149ZM149 146H148V149H151L152 147H153V145L152 146H150L151 148H149ZM163 146V145H162ZM139 147V146H138ZM137 147V148H138ZM168 147V146H167ZM183 149H182V148ZM191 147V146H190ZM260 147V146H259ZM262 147V146H261ZM261 147H260V149H261ZM154 148V147H153ZM169 148V147H168ZM193 148V147H192ZM255 148V149H254ZM189 149V148H188ZM191 149V148H190ZM252 149V150H251ZM151 150H153V149H151ZM150 150V151H151ZM157 150H159V149H157ZM196 150V149H195ZM212 150H214V149H212ZM215 150H216V148H215ZM255 150V151H254ZM115 151V150H114ZM141 151V150H140ZM140 151H138L137 153H139ZM155 151V150H154ZM167 151H169V149L167 150ZM186 151H188L187 150V148H186V150H185V152ZM258 151V152H257ZM261 151V150H260ZM264 151V150H263ZM142 152V151H141ZM157 152V151H156ZM155 152V153H156ZM216 152V151H215ZM214 152V153H215ZM255 152V153H254ZM145 153V152H144ZM144 153H141V154H143L144 156H146V155H148V154H146V153H149V150H148V152L146 151V153L144 154ZM153 153V154H152ZM151 154L152 155H155L153 158H155L156 157V154L154 153V152H152ZM188 152H186V154H187ZM195 154H196V152H194ZM198 153V152H197ZM257 153H258V156H257ZM163 154V153H162ZM161 154V155H162ZM165 154V153H164ZM163 154V155H164ZM167 155H168V152L166 153ZM165 154V155H166ZM191 154V153H190ZM194 154V155H195ZM262 154H263V152H262ZM189 155V154H188ZM193 155V156H194ZM197 155V154H196ZM199 155V154H198ZM184 156H186V155H184ZM215 156V155H214ZM264 156V155H263ZM147 157V156H146ZM145 157V158H146ZM152 157V156H151ZM162 157V156H161ZM164 157V156H163ZM152 158V160H154ZM185 158V157H184ZM187 158H189L190 159V157H187ZM186 158V159H187ZM193 158V157H192ZM149 159V158H148ZM159 159H161V158H159ZM164 159V158H163ZM195 159V158H194ZM196 159L198 160V157L196 156ZM202 159V157H200V160ZM209 159V158H208ZM197 160H193V159H191V161L189 160L188 161V159L186 160V162H188V163H192V161H194V162H197ZM204 160V159H203ZM210 160V159H209ZM145 161L147 162V159H145ZM155 161V160H154ZM182 161V162H181ZM208 160H206V162H207ZM205 161H204V163H206ZM253 162V161H252ZM257 162L259 163V161L257 160ZM200 163V162H199ZM198 163V164H199ZM208 163V162H207ZM260 165V164H259ZM150 167L151 169L150 170H146V169H144L145 167ZM251 167V168H252ZM195 168H194V170H195ZM261 169L259 170V171H262V167H260ZM253 169V168H252ZM259 169V168H258ZM264 170V169H263ZM191 172V173H188L189 175H191V177L192 178H187V177H185L186 175L188 176V174H186L187 172ZM253 172V171H252ZM199 173H201V175H199ZM259 173V172H258ZM254 174V173H253ZM96 175H99L100 176V178H98ZM199 175V176H198ZM256 175H257V173H256ZM263 175V174H262ZM260 176V173L257 175V178ZM193 178H194V180L196 181L194 184H193V182H194V180H193ZM262 178H264V177H262ZM105 179H107V180H111V181H113V183H114V185L116 186V188H107L106 186H105ZM193 180V181H192ZM192 181V182H191ZM255 183H257V182H255ZM257 185V184H256ZM255 185V186H256ZM254 186V185H253ZM259 188V187H258ZM257 189H255V191H256ZM252 191H254V190H252ZM2 192V191H1ZM5 192V194H7V196L9 195L8 193H7V191H4ZM11 193V192H10ZM251 193V192H250ZM253 193V192H252ZM2 194H4V193H1V195ZM249 194V193H248ZM258 194H260V193H258ZM258 194H256L257 196H258ZM0 195V196H1ZM6 196V195H5ZM107 196H110V199L109 200H107V201H105V199H107ZM201 198V200H199ZM205 198L207 199V200H205ZM256 200V199H255ZM201 201V202H202ZM204 201H206V203L204 202ZM198 203V205L197 206H199L198 208H200V205L202 204L203 205V203ZM258 202V201H257ZM66 204V203H65ZM195 205V206H194ZM204 205H203V207H204ZM193 207H195V208H193ZM207 207V206H206ZM206 207H204V210H206L207 208ZM206 208V209H205ZM75 209V208H74ZM72 207H68V206H58V207H56L55 208V215L53 216V217H51L50 218V220L52 221V223L54 224V228H55V231H56V241L60 244V245H62L63 247H65V248H67L68 250H69V252H71L72 254H73V257L75 258V259H86V260H89L91 257H90V254H91V242H90V240L89 239H87V238H84L83 236H77V235H75V234H73V232H72V225L74 224V210ZM158 210V211H157ZM197 210V209H196ZM170 211V213H171V211L172 212H174L173 210H169ZM199 211H201V209L199 210ZM194 212V211H193ZM198 212V211H197ZM196 212V213H197ZM175 213H172V214H174L175 216H177ZM184 213V214H183ZM196 213H193L192 214V217L191 218H193V216L196 214ZM208 213V212H207ZM159 214V213H158ZM164 214V213H163ZM190 214H191V212H190ZM206 214V213H205ZM254 214V213H253ZM166 214H164V218H166V217H168V216H165ZM167 215H169V214H167ZM181 217H182V215L181 214H179ZM179 215H178V217H179ZM202 215V214H201ZM201 215H200V217H201ZM197 216V215H196ZM199 216V215H198ZM170 217V216H169ZM172 217V216H171ZM185 216H183V218H184ZM174 218V217H173ZM182 218V219H183ZM191 218H190V220H191ZM202 218V217H201ZM204 218V219H205ZM171 219V218H170ZM176 219V218H175ZM175 219H173V220H175ZM179 219V218H178ZM177 219V220H178ZM186 219V218H185ZM164 220H166V219H164ZM168 220V219H167ZM171 221H172V219H171ZM171 221H170V226L168 225V224H166V226H165V228H167V225L171 228V225H174V227L176 228V225L175 224H173V223H171ZM194 222H195V219L193 220ZM202 221H204L203 220V218H202ZM259 221H261V220H259ZM164 222H166V221H164ZM178 222L179 223H181L179 220H178ZM177 222V224H179ZM182 222H183V220H182ZM185 224H188L187 225V228L189 227V225L191 224L190 222L188 223L186 220H185ZM199 222V221H198ZM206 222V221H205ZM184 223V222H183ZM208 223V222H207ZM163 224V223H162ZM203 224V223H202ZM206 224V223H205ZM258 224V223H257ZM52 225V224H51ZM69 225H70V228H71V230H70V228H69ZM160 225H161V223H160ZM165 225V224H164ZM181 225V224H180ZM180 225H178V226H180ZM193 225H194V223H193ZM208 225H209V223H208ZM177 226V227H178ZM210 226V225H209ZM237 226H242V227H244V228H241L243 231V233H242V236H238L237 235ZM69 229H68V228ZM160 227V226H159ZM161 227H162V225H161ZM174 227L172 226V229H174ZM182 227V226H181ZM190 227H192L193 228V226H192V224L190 225ZM200 226H198V229H200L199 228ZM196 228H197V224H196ZM202 228V227H201ZM203 228H204V225H203ZM206 228H207V225H206ZM205 228V229H206ZM214 228V231L216 230ZM236 228V229H235ZM261 228L263 229V230H261ZM52 229H53V226H52ZM177 229V228H176ZM210 229H211V227L209 228V231H210ZM161 230V229H160ZM169 230V229H168ZM167 230V231H168ZM180 230H182L181 228H179V231H178V235H179V232H180ZM197 230V229H196ZM201 230V232H202V229H200ZM212 230V229H211ZM57 231H59L60 233V235L59 234H57ZM64 231H66V233L68 234V236H67V239H64L63 238V236H64ZM165 231V230H164ZM172 231V230H171ZM183 231H184V229H183ZM204 231V230H203ZM241 231V230H240ZM159 232V231H158ZM255 232H256V237L254 236V234H255ZM2 233V232H1ZM61 233H63V236L61 235ZM166 233L168 234V232H165V236H166ZM174 233V237H175V232H173ZM186 233H188V232H186ZM197 233H198V231H197ZM214 233V232H213ZM221 233V232H220ZM252 233H254L253 235H252ZM216 234V233H215ZM51 235V234H50ZM50 235H49V237H50ZM54 235H55V233H54ZM160 235L162 236V238L163 237H165L164 235H162L161 234V232H160ZM206 235V234H205ZM208 235V237H209V233L207 234ZM223 235H224V239H223ZM2 236H3V239H2V241L0 242V245H1V247L2 248H4V247H6L7 246V236L8 235H6V234H3L2 233ZM53 236V235H52ZM65 236H66V234H65ZM185 236V235H184ZM197 236V235H196ZM195 236V237H196ZM200 236V235H199ZM202 236V235H201ZM203 236H204V233H203ZM222 237V239H223V241H221V239L219 240V237ZM253 236L255 237L254 239H253ZM54 237V236H53ZM114 237V236H113ZM120 237V236H119ZM169 237H170V235H169ZM206 237V236H205ZM204 237V238H205ZM51 238V237H50ZM49 238V239H50ZM161 238V237H160ZM160 238H159V240H160ZM182 238V237H181ZM191 238H192V236H191ZM194 238V237H193ZM199 238V237H198ZM151 239H153V238H151ZM172 239H173V237H172ZM171 239V240H172ZM196 239V238H195ZM201 239H203V237H201ZM54 240V239H53ZM163 240V239H162ZM166 240H167V238H166ZM184 240V239H183ZM165 241V240H164ZM205 241V240H204ZM251 241L252 242H254V243H252L251 244ZM263 241V243H264V240H262ZM143 242L145 243V245H148V243H149V245L147 246V248H146V251L148 250V248H149V254L151 253L152 254V248H151V246L152 247H154L153 245H151L150 244V241H149V238H146L145 239V241L143 240ZM176 242V241H175ZM179 242H181L180 240H179ZM199 242H200V240H199ZM208 242V241H207ZM165 243H166V241H165ZM165 243H163L162 242V244H165ZM178 243V242H177ZM214 243V240H213V242H212V244ZM249 243V246L247 245ZM227 244V245H228ZM250 244H251V246H250ZM189 245V244H188ZM208 246H209V244H207ZM214 245V244H213ZM241 245V246H242ZM247 245V246H246ZM166 246H168V245H166ZM202 246H203V244H202ZM204 246H205V244H204ZM257 247H258V244L256 245ZM255 246V247H256ZM261 246V245H260ZM156 247H157V245H156ZM155 247V248H156ZM178 247V246H177ZM185 247V246H184ZM221 247H222V245H221ZM229 247V246H228ZM230 247H231V245H230ZM244 247H248V249L247 250H244ZM255 247H254V250H255ZM154 248V249H155ZM212 248V247H211ZM211 248H210V250H211ZM233 248V247H232ZM240 248V247H239ZM259 248H261L260 249V254L258 253V251H257V249H256V251H257V253L259 254V259L261 260V264H264V246L262 247H259ZM151 249V250H150ZM158 249V248H157ZM160 249V248H159ZM199 249H201V248H199ZM216 249H217V246H216ZM219 249H220V247H219ZM224 249H227V250H230L231 248H224ZM233 249H235V248H233ZM162 250V249H161ZM161 250H160V252H161ZM166 250V249H165ZM168 250V249H167ZM180 250V249H179ZM214 250V249H213ZM154 251V250H153ZM176 251V250H175ZM181 251H182V249H181ZM201 251H202V249H201ZM215 251V250H214ZM217 251H219V250H217ZM223 251H225V250H223ZM241 251V250H240ZM245 253H244V252ZM173 252V251H172ZM178 252V251H177ZM211 252V251H210ZM210 252H208V253H210ZM253 252V251H252ZM251 252V253H252ZM148 253V252H147ZM162 253V252H161ZM160 253V254H161ZM175 253V252H174ZM179 253H180V251H179ZM178 253V254H179ZM184 253V252H183ZM201 253V252H200ZM217 253V252H216ZM224 253V252H223ZM242 253V254H241ZM254 253L256 254V252L254 251ZM150 254V255H151ZM154 254H156V249H155V253ZM159 254V256H160V258H161V255H164V254H161L160 255ZM180 254H182V253H180ZM191 254V253H190ZM218 254H219V252H218ZM248 254H249V256H248ZM175 255H177V253L175 254ZM188 255V254H187ZM193 255V254H192ZM195 255V254H194ZM206 255V254H205ZM214 255V254H213ZM224 255V256H223ZM254 255V254H253ZM183 256H185V255H183ZM202 256H204V255H202ZM212 256V255H211ZM219 256V255H218ZM225 256H228V253H227V251H225V254H222V258H224ZM231 256V257H230ZM255 256V255H254ZM158 257V256H157ZM239 257V258H238ZM256 257H257V254H256ZM145 258H146V256H145ZM160 258H159V260H156V259H154L153 257H152V259H151V257L149 258L148 257V255H147V258L143 261V262H139V263H136V264H161V260H160ZM193 258V257H192ZM192 258H190V259H192ZM222 258H219V259H217V260H222ZM175 259H177L178 261L179 260H181V263L183 264V263H187V261H186V259L183 257H176L175 256ZM182 259L184 260V261H186V262H183L182 261ZM211 259H212V257H211ZM210 259V260H211ZM213 259H214V257H213ZM256 259V258H255ZM259 259H257V261H258V263H259ZM207 259H205V261H206ZM210 260H208V261H210ZM216 260V259H215ZM225 260H223L224 261V263H225ZM237 260H239L238 262H237ZM160 261V262H159ZM162 261L163 262H165V260H163L162 259ZM173 261V260H172ZM176 261V260H175ZM175 261H173V262H175ZM204 261V260H203ZM163 262H162V264H163ZM167 262H169V260H167ZM166 262V263H167ZM171 262V261H170ZM170 262H169V264H170ZM180 262V261H179ZM196 262V261H195ZM194 262V264H196ZM216 262V261H215ZM108 263V262H107ZM106 262H99V263H91V264H107ZM165 263V264H166ZM175 263H177V262H175ZM174 263V264H175ZM180 263V264H181ZM191 263H192V260H191ZM207 263V262H206ZM205 263V264H206ZM214 263V262H213ZM256 263V262H255ZM259 263V264H260ZM110 264H113V263H110ZM117 264H119V263H117ZM121 264V263H120ZM168 264V263H167ZM171 264H172V262H171ZM190 264V263H189ZM198 264V263H197ZM201 264V263H200ZM241 264V263H240Z\"/></svg>",
	"mask_w": 264,
	"mask_h": 264
},
{
	"label": "crops",
	"instance_id": "crops-1",
	"mask_svg": "<svg viewBox=\"0 0 264 264\" xmlns=\"http://www.w3.org/2000/svg\"><path fill=\"white\" fill-rule=\"evenodd\" d=\"M142 2L152 17L169 24L180 47L195 48L192 72L195 81L203 89L222 93L232 90L244 79L253 88L264 93V0ZM77 195L79 193L27 190L22 194L8 195L5 199L1 196L0 205L11 207L16 226L27 232L30 238L39 239L45 233L40 218L53 217L58 206L76 209V232L80 200ZM87 197L91 208L98 210L101 199L90 193H87ZM110 211L112 210L103 211L107 215L102 225L93 223L89 227L82 226L79 234L76 233L91 242L89 260L61 258L54 259L53 264H136L141 261L144 258L143 235L147 228V217L135 210L109 213ZM82 222H86L84 216ZM2 239L0 231V242Z\"/></svg>",
	"mask_w": 264,
	"mask_h": 264
},
{
	"label": "built area",
	"instance_id": "built-area-1",
	"mask_svg": "<svg viewBox=\"0 0 264 264\" xmlns=\"http://www.w3.org/2000/svg\"><path fill=\"white\" fill-rule=\"evenodd\" d=\"M110 199V196H107V199H105V201L109 200Z\"/></svg>",
	"mask_w": 264,
	"mask_h": 264
}]
</instances>
